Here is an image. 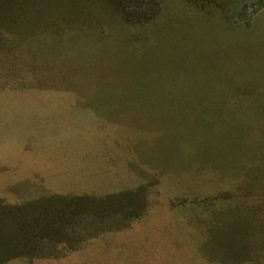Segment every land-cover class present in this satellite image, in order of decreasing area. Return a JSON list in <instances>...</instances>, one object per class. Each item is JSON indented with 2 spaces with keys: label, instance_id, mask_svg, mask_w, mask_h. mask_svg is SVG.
<instances>
[{
  "label": "rangeland",
  "instance_id": "obj_1",
  "mask_svg": "<svg viewBox=\"0 0 264 264\" xmlns=\"http://www.w3.org/2000/svg\"><path fill=\"white\" fill-rule=\"evenodd\" d=\"M0 63L112 107L124 140L104 169L0 177V264H264V0H1Z\"/></svg>",
  "mask_w": 264,
  "mask_h": 264
},
{
  "label": "crops",
  "instance_id": "obj_2",
  "mask_svg": "<svg viewBox=\"0 0 264 264\" xmlns=\"http://www.w3.org/2000/svg\"><path fill=\"white\" fill-rule=\"evenodd\" d=\"M2 66L0 63V79L3 72L8 74V79L6 82L0 80V177H60L67 170L107 168V150L99 147L123 145L124 142L106 136L108 126L121 120L110 116L114 112L107 110H114L112 107L85 105L82 100L85 96L76 91L19 88V84L10 79L12 67L5 64L2 69ZM14 73L18 74L19 70L16 68ZM90 128L98 132L97 137L84 134L92 131ZM67 150L84 152L86 159L82 156L68 162ZM91 157H96L97 169H91L92 166L95 168L94 164L90 165ZM126 189L129 188L119 186L109 192ZM144 221L135 219L130 227L108 231L107 248L115 246L113 237Z\"/></svg>",
  "mask_w": 264,
  "mask_h": 264
},
{
  "label": "trees",
  "instance_id": "obj_3",
  "mask_svg": "<svg viewBox=\"0 0 264 264\" xmlns=\"http://www.w3.org/2000/svg\"><path fill=\"white\" fill-rule=\"evenodd\" d=\"M108 1H110L116 9L123 11L128 16L134 12L138 2L139 1L142 2V0H108ZM153 9H154L153 7H150L151 11ZM117 197L119 198V196L113 195V196H107L104 199H99V200H97L93 197H90V196H77V197H69V198L65 197L64 198L65 201H63L62 203H65L64 206L70 207L69 210H65V211H67L68 213L76 211L77 213L73 218H72V216L74 213L70 214L66 217L59 218L60 222H62L63 220L65 222L66 221L70 222V220L75 219L83 211H85L87 209H91V208H86V205H88V207H92L91 205H94V203H96V202L99 204H105L106 202L112 201ZM64 226L65 225L62 226V229L64 228ZM32 243H34V241H32ZM23 252H25V251H23ZM12 255H14V254H12ZM16 256H21V255H16ZM6 260H8V259H6Z\"/></svg>",
  "mask_w": 264,
  "mask_h": 264
}]
</instances>
